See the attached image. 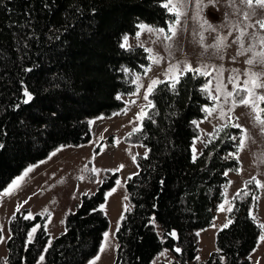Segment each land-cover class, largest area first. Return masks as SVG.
<instances>
[{
    "label": "trees",
    "instance_id": "16d2710c",
    "mask_svg": "<svg viewBox=\"0 0 264 264\" xmlns=\"http://www.w3.org/2000/svg\"><path fill=\"white\" fill-rule=\"evenodd\" d=\"M164 1L0 0V192L56 148L91 140L92 118L125 106L120 94L134 91L133 72H142L149 56L142 46L121 47L123 38L142 22L168 27L174 17ZM208 80L188 72L175 88L169 80L156 85L149 95L155 107H147L140 131L124 136L128 143L144 144L147 155L136 154L138 169L127 177L131 209L117 229L114 264H152L165 249L174 257L161 264H252L262 233L252 215L259 188L246 186L252 177L234 193L230 221L218 230L215 248L198 258L199 230L215 217L226 171L239 167L232 154L238 153L241 135L240 128L218 131L222 125H217L193 159L200 128L192 122H199L212 102L203 90ZM25 88L32 96L28 103ZM104 172L103 182L83 193L66 213L65 229L53 238L46 228L48 213L27 219V207L13 213L1 264H37L41 256L42 264H86L93 258L109 228L101 205L119 175L110 168Z\"/></svg>",
    "mask_w": 264,
    "mask_h": 264
},
{
    "label": "rangeland",
    "instance_id": "374dc122",
    "mask_svg": "<svg viewBox=\"0 0 264 264\" xmlns=\"http://www.w3.org/2000/svg\"><path fill=\"white\" fill-rule=\"evenodd\" d=\"M203 2L205 7L201 15L209 24L216 26V31L206 28L202 29L199 22L192 19L195 15V3L194 0H189L187 16L182 18L177 35L172 41H165L162 36L158 37L155 33L147 31H142L140 36L137 37L136 33L140 29L135 34H128L127 46H142L146 51L148 49L152 50L151 53L147 51L148 56L160 57L159 64L153 63L149 59V63L142 72H133L134 81L137 76L140 77L139 83L142 86L139 88V92L137 93V83L134 82L135 89L133 92L120 94L126 102L121 110L114 112L111 116L99 115L91 119L93 132L91 140L77 147L62 145L58 147L60 151H57L58 148H56L49 156L37 163L30 164L36 167L28 174L21 187L13 192L12 195L0 197V229H2L0 230V237H3L2 241H0V264L8 251L7 240L10 236L8 221L18 207L19 210L27 207L29 209L28 214L31 215L48 213L46 228L51 238H53L65 229L66 213L75 209L76 204L81 201L83 193L96 190L98 185L103 182L106 168L114 171L119 169L117 171L119 174L117 181H120V184L117 185L116 181L114 186L107 192V194L111 193V195L106 194V200L102 203L109 218V228L106 231L109 234L107 246L103 252L99 250L89 261L99 255L96 264H114L118 247L117 229L123 215L131 209V201L127 190V177L138 169V164L136 160L133 161L132 157H136L138 153L147 152V147L144 144L128 143L124 140V136L128 132L133 131L134 128H139L141 124L142 119H137V115L141 107L148 104V101L144 99V93L147 91L151 81L153 79L166 80L164 72L168 69L169 64L183 61L189 62L193 68L201 65L214 66L216 68L223 67L222 79L225 84H228V77L233 75V69L240 71L241 82L245 78L243 73L249 69L246 60L250 54L237 55L239 45L233 42L236 36L235 32H233L232 36H228L227 46L219 53H217L216 49L208 47L216 43L218 33L227 35L229 28L220 27L225 22L226 12L229 13V19L233 23L242 22V16L232 12L231 8L227 6L226 0H215L214 4L210 0H203ZM239 6L243 9V5ZM257 18H259V15L253 19ZM142 23L153 26L147 22ZM153 27L164 28L166 33L168 31V27ZM256 31H259V29L257 28ZM201 32L204 36L203 44L199 42ZM245 42L247 44V40ZM123 43H125L124 40ZM166 44H170L171 47H166ZM234 57L235 59H233ZM149 66L150 70L145 74V69H148ZM255 71L260 72L264 71V69L257 67ZM208 76L209 80L212 81L209 88L212 89V94L215 95L217 74L212 72ZM231 87V84H228V90H231ZM258 92L259 94H264V90H258ZM133 93L137 94L133 95ZM148 100L150 101L149 97ZM131 101H135V103H131ZM219 103H223V98H221ZM215 106L216 102L212 100L206 108ZM229 107L230 104L224 105L225 111ZM146 109L147 107L144 108L145 112ZM249 111L247 107L239 106L230 114L232 117L239 119L229 121L227 117L221 119L219 109H217L211 115L206 113L198 122L200 135L196 137L193 145L195 157L201 154L206 133L211 132L217 125L238 122L244 129L248 130L249 136L245 148L242 151H238V169H228L226 171L228 181L224 186L223 198L216 207L212 223L206 228L199 230V259L206 258L215 248L218 230L229 223L228 209L232 206L234 193L244 185L248 178L256 177L257 180L264 183V133L253 124L251 117L248 115ZM52 153H55V155H52ZM85 165H87L88 169L94 167L101 171L98 174L84 171ZM121 165H123L122 168L120 167ZM23 171L15 175L13 179L20 176ZM80 176H83L84 179H79ZM258 188L252 215L258 222L264 224V188ZM113 189H115L114 192L112 191ZM33 228L37 230L38 224L34 225L29 233H32ZM35 234L36 231L32 233L31 240L34 239ZM102 244H105L104 236ZM173 257V253L169 249H165L155 258L152 264L168 263ZM251 257L253 260L252 264H264V240L259 239ZM89 261L86 264H89ZM37 264H42V261L39 259Z\"/></svg>",
    "mask_w": 264,
    "mask_h": 264
},
{
    "label": "snow or ice",
    "instance_id": "6c2138e0",
    "mask_svg": "<svg viewBox=\"0 0 264 264\" xmlns=\"http://www.w3.org/2000/svg\"><path fill=\"white\" fill-rule=\"evenodd\" d=\"M211 3H215V0H210ZM189 0H166L162 4V7H164L169 13H171L174 17V20L168 24V31L165 32L164 28H156L153 26H149L146 24H139L137 27L140 29L136 33L137 37L140 36L142 31H147L150 33H155L158 37L162 36L165 41H172L173 38L177 35V30L181 24V20L183 17L187 16V6H188ZM195 3V15L192 17L193 20L198 21L201 28L208 29L211 31H216V26H213L205 20L201 13L203 11V8L205 7V4L203 0H194ZM226 4L229 8H231L232 12L238 13L242 16V22L233 23L229 19V13H225V22L220 27H227L229 28V31L227 35H220L219 33L216 36V43L208 46L212 47L217 50V53H219L223 48L227 46V39L228 36H232L233 32L236 33L234 43L239 45V49L237 52V55H245L250 54L249 58L246 60V64L249 65V69L243 73L244 79L241 82V73L237 69H233V75L228 77V84H231V90H228V84H225L222 77H223V67L216 68L214 66H208V65H201L200 67L193 68L191 64L187 61L179 62L176 64H169L168 69L164 72V76L166 80L171 81V85L173 88H175L176 84L180 82V77L188 72H193L197 75H211L212 72H215L217 74L216 76V84H215V95L212 94V89L209 88V85L212 83L211 80L206 81L205 85L203 86V90L207 91L210 98L216 102V106L213 108H205L204 111L211 115L213 112L217 111L219 109V116L221 119H224L227 117L229 121L238 120L239 118H234L230 114L234 112L235 108L239 106H245L250 111L248 115L251 117L253 124L260 128L261 132L264 133V107H261L260 105L264 104V94H259L258 90H264V71L257 72L255 69L257 67L264 69V0H226ZM239 5H243V9ZM259 15V18L253 19L254 17H257ZM259 29V31H256V29ZM252 30V31H250ZM195 35V33H194ZM125 43L121 44V47H127V40L128 37L124 36ZM247 40V44L246 41ZM199 42L203 44L204 42V36L203 33H200V40ZM166 47H171L170 44H166ZM151 53V49L147 50ZM149 59L153 61V63L159 64L160 63V57L156 56H149ZM235 59V57L233 58ZM211 69V70H209ZM150 70V66L148 69H145V74L147 71ZM30 71V70H29ZM124 71H127L125 69ZM140 77L137 76L136 80L134 81L137 83V93L139 92V88L142 86L139 83ZM164 81H161L159 79H153L151 83L149 84L147 91L144 93V99L148 101V104L141 107L140 112L137 115V119H143V117L146 115L144 108L145 107H152L154 108L155 105L152 104L151 101L148 100L149 95H151L154 90L155 86L163 83ZM137 93H133V95H136ZM24 94L27 97V99L24 100V103H28L32 96L27 91V89H24ZM118 99L120 97H117ZM221 98H223V103H219ZM131 103H135V101H131ZM230 104V107L225 111L224 105ZM193 124H197V121H193ZM231 126L241 129V136L239 138L238 143V151H242L246 146V141L248 140V130L244 129L238 122H233L230 125H222L219 130H222L223 127ZM140 131V128H134L132 133H129L128 135L131 136L133 133ZM233 139H236V137H233ZM2 147V145H0ZM57 151H60L58 148ZM193 152L195 153V148H193ZM52 155H55V153H52ZM147 155V153H145ZM236 156L237 159H239L238 153L232 154ZM133 161H135L136 157L133 156ZM193 159L195 160V155L193 156ZM36 167L35 165L28 166L23 173L20 176H17L14 178L10 184L7 185L6 188L3 189L2 192H0V197L4 195H12L13 192H15L19 187H21L22 183L24 182L25 178L28 176V174L33 170V168ZM121 168L123 165L120 166ZM119 169H117L118 171ZM84 171H91L92 173L98 174L101 170L97 168H91L88 169L87 165L84 167ZM227 174V173H225ZM79 179H84L83 176H80ZM255 183L257 187L264 188V183H261L259 180L256 179V177H252L249 181L246 182L247 184ZM120 184V181H117V185ZM113 192L115 189L112 190ZM245 195H247V192H244ZM107 195H111V193H108ZM239 195V193H237ZM127 199V197H125ZM104 206L101 205V208ZM223 207V206H221ZM19 210V207L18 209ZM231 211V208L228 209ZM29 217H25L30 218ZM255 219V217H253ZM228 225L225 224L224 227H227ZM262 230H264V224L258 225ZM2 230V229H0ZM36 231L35 228L32 229V233ZM32 233H29V241L32 239ZM108 233H104L105 237V244H102L100 246V251L103 252L105 250V247L107 246V240H108ZM170 235L175 236V232L170 233ZM198 235V233H197ZM3 237H0V241H2ZM261 240H264V231H262ZM177 252L180 251L179 248L175 249ZM99 259V255H97L93 260L89 261V264H96V260ZM44 257H40V261H43ZM5 264L7 262L5 261Z\"/></svg>",
    "mask_w": 264,
    "mask_h": 264
}]
</instances>
